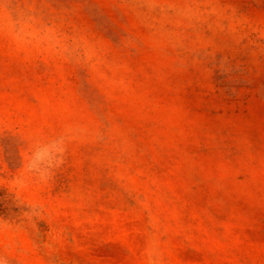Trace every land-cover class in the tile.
<instances>
[{
	"label": "rangeland",
	"instance_id": "374dc122",
	"mask_svg": "<svg viewBox=\"0 0 264 264\" xmlns=\"http://www.w3.org/2000/svg\"><path fill=\"white\" fill-rule=\"evenodd\" d=\"M0 264H264V0H0Z\"/></svg>",
	"mask_w": 264,
	"mask_h": 264
}]
</instances>
